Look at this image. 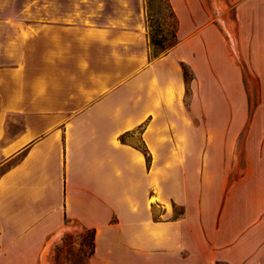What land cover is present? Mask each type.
Wrapping results in <instances>:
<instances>
[{"label": "crops", "instance_id": "obj_1", "mask_svg": "<svg viewBox=\"0 0 264 264\" xmlns=\"http://www.w3.org/2000/svg\"><path fill=\"white\" fill-rule=\"evenodd\" d=\"M113 1L38 0L43 17L0 44V264H48L79 229L94 231L87 264H264V154L235 174L228 124L195 118L217 104L200 85L186 101L206 30L151 58L143 1ZM256 19L238 30L264 64Z\"/></svg>", "mask_w": 264, "mask_h": 264}, {"label": "rangeland", "instance_id": "obj_2", "mask_svg": "<svg viewBox=\"0 0 264 264\" xmlns=\"http://www.w3.org/2000/svg\"><path fill=\"white\" fill-rule=\"evenodd\" d=\"M148 14L154 15L155 28L167 29L168 10L164 0H142ZM173 9L179 19L178 36L187 39L205 29V38L196 40L194 48L205 47V58L199 81L196 72L191 66L184 64L183 69L189 85L186 101L191 104L194 101V90L200 85L205 93L207 104L214 102L217 109L206 111L205 116L195 112V118H214L218 122H226L228 140L224 141L222 151L231 155L233 165L238 168L235 174L240 175L241 169L250 160L254 166H259L262 154H264V79L257 72L264 69V64L250 62L252 30L246 29L242 33L247 35L249 41L247 47L241 37L239 23L244 27L257 22L264 27V8L261 0H170ZM136 0H133L135 7ZM115 2L107 0L106 6H112ZM247 4V5H245ZM38 0H0V44L15 43L27 25L37 22ZM94 4L86 5L89 11ZM241 7V10L239 8ZM27 9L22 13V9ZM110 8V7H109ZM113 8V7H112ZM150 8V10H149ZM148 9V11H147ZM240 12V13H239ZM51 19L55 16H49ZM84 15L76 16L78 21L84 20ZM230 23L229 29L234 37L236 51L233 50L232 40L228 28L223 20ZM109 18L108 14L95 16L94 20L103 23ZM132 24L137 19H130ZM237 23V25H236ZM224 24V25H223ZM264 32H260L262 34ZM262 41V40H260ZM236 75V78H235ZM197 100H195L196 102ZM211 115V116H210ZM231 123V127L229 126ZM237 129V137L233 133ZM226 134V132H225ZM232 135V136H230ZM230 137L232 141H230ZM138 142V138H134ZM141 144V143H139ZM250 158V159H249ZM230 162V159L226 160ZM177 209V213L180 212ZM92 234L90 230L79 229L72 233H65L50 242L48 264H87L91 252Z\"/></svg>", "mask_w": 264, "mask_h": 264}, {"label": "trees", "instance_id": "obj_3", "mask_svg": "<svg viewBox=\"0 0 264 264\" xmlns=\"http://www.w3.org/2000/svg\"><path fill=\"white\" fill-rule=\"evenodd\" d=\"M165 6L168 10V19L170 22L168 23L167 29L163 28H155L153 25L154 15L148 14L146 15V30H147V36L149 39V47H150V57L151 58H157L165 53H167L170 49H172L178 42H179V36H178V30H179V19L173 9V6L171 4L170 0H164ZM150 10V8H149ZM148 11V9H147ZM143 126H141L142 128ZM129 135V132L121 135L120 139L121 141H125L127 136ZM137 147L144 153L147 162H150L151 156L147 149V147L141 143L138 144ZM92 234V243H91V252L93 251V236L94 231H90Z\"/></svg>", "mask_w": 264, "mask_h": 264}]
</instances>
